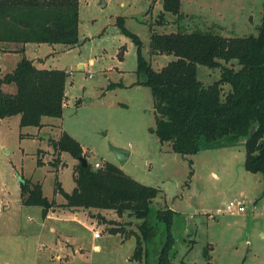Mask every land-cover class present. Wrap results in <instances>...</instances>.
Wrapping results in <instances>:
<instances>
[{
  "label": "rangeland",
  "instance_id": "1",
  "mask_svg": "<svg viewBox=\"0 0 264 264\" xmlns=\"http://www.w3.org/2000/svg\"><path fill=\"white\" fill-rule=\"evenodd\" d=\"M162 12L161 1L80 0L76 46L26 44L24 52L4 53L3 48L23 46L0 44V77L24 57L39 68L68 74L62 118H44L42 129L21 128L20 116L0 121V264H145L133 260L137 239L130 234H139L142 221L112 211L75 217L62 207L57 182L72 193L79 164L50 145L63 132L83 145L92 166L115 164L139 183L160 189L150 221L166 206L176 212L174 264H208L207 249L212 264H264V174L245 170L244 140L182 157L150 132L156 126L154 102L151 90L138 84L139 52L133 39L141 41L143 56L160 71L176 57L150 53L152 32L258 36L263 0H182L181 16L166 13L161 25ZM220 78L221 69L198 65V79L206 87ZM3 89L16 93L14 85ZM229 91L225 86L224 93ZM112 145L132 152L125 165L117 161ZM20 178L40 183L44 196L55 201L52 219L44 218L40 207L23 205ZM234 200L244 201L245 213L227 212ZM111 229L125 233L112 234ZM163 245L160 226L148 246V264H157Z\"/></svg>",
  "mask_w": 264,
  "mask_h": 264
},
{
  "label": "trees",
  "instance_id": "2",
  "mask_svg": "<svg viewBox=\"0 0 264 264\" xmlns=\"http://www.w3.org/2000/svg\"><path fill=\"white\" fill-rule=\"evenodd\" d=\"M158 1L163 4L159 24L165 23L166 13L181 16L182 0H153ZM79 20L80 0H0V44L23 46L18 52H24L26 44L76 46ZM133 39L139 52L138 84L151 90L154 102L156 126L150 132L182 157L244 140L245 170L264 174V0L258 36L227 38L211 32H152L150 53L176 57L160 71L154 70L143 56L141 41ZM198 65L221 69L220 80L206 87L198 79ZM67 78L66 71L39 68L24 57L12 72L0 77V121L20 116L21 128L42 129L44 118H62ZM7 85H14L16 93H6L3 87ZM225 86H230L227 94ZM50 145L59 154L65 152L78 160L87 159L83 145L66 132L59 140H50ZM59 162L57 159L53 166ZM38 163L43 164L41 158ZM22 179L23 205L42 208L46 218L55 201L44 196L40 183ZM74 182L72 193L57 182L55 192L63 196V208L95 211L98 217L101 212L112 211L120 218L128 214L142 221L139 234H130L137 239L133 260L145 264L148 246L163 226L164 245L157 264H174L171 255L176 242L173 234L176 212L166 206L157 211L154 222L150 221L160 189L139 183L112 163L95 169L89 162L87 167L79 162ZM111 233L125 232L111 229ZM205 257L212 264L208 249Z\"/></svg>",
  "mask_w": 264,
  "mask_h": 264
},
{
  "label": "water",
  "instance_id": "3",
  "mask_svg": "<svg viewBox=\"0 0 264 264\" xmlns=\"http://www.w3.org/2000/svg\"><path fill=\"white\" fill-rule=\"evenodd\" d=\"M49 140V138H48ZM111 151L112 153L115 155L117 161L121 164V165H125L128 160L130 159V156H131V151L129 150H125V149H121V148H118V147H115V146H111ZM84 167H87L88 166V161L85 157H81L79 160H78ZM20 183H21V190L23 189L24 187V180L22 178H20Z\"/></svg>",
  "mask_w": 264,
  "mask_h": 264
},
{
  "label": "built area",
  "instance_id": "4",
  "mask_svg": "<svg viewBox=\"0 0 264 264\" xmlns=\"http://www.w3.org/2000/svg\"><path fill=\"white\" fill-rule=\"evenodd\" d=\"M67 106L66 101L63 103V107L65 108ZM95 169H101L103 167V164L100 162L95 163L93 166ZM226 210L229 213H237V214H243L246 212L245 203L243 200H234L227 204ZM100 233H95V238H100Z\"/></svg>",
  "mask_w": 264,
  "mask_h": 264
},
{
  "label": "crops",
  "instance_id": "5",
  "mask_svg": "<svg viewBox=\"0 0 264 264\" xmlns=\"http://www.w3.org/2000/svg\"><path fill=\"white\" fill-rule=\"evenodd\" d=\"M1 51L2 52H4V53H17L18 52V50L17 49H13V50H11V49H1ZM94 62L93 61H91V64H93ZM46 69V68H45ZM2 121V120H1ZM85 149V148H84ZM131 155H132V152H131ZM72 212L71 213H73V214H75V217H78V214H82V213H84V215L86 214V213H89L88 211H84V210H71ZM59 214H61V213H59ZM91 214H93V212L91 213ZM52 215H54V213L53 212H50L49 214H48V216H47V218L48 219H52ZM52 230H54L53 228H52ZM100 239V238H99ZM96 248H98V247H96ZM63 250H65L64 248H63ZM82 251V250H81ZM79 252V251H78ZM75 254H77V252H76V250H75ZM65 257H69V255L67 254V256H65Z\"/></svg>",
  "mask_w": 264,
  "mask_h": 264
}]
</instances>
